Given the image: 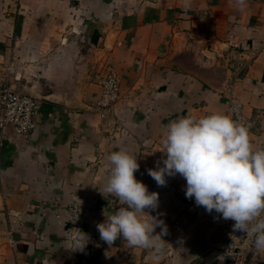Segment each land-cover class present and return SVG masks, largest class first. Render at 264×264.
I'll return each instance as SVG.
<instances>
[{"label":"crops","instance_id":"obj_1","mask_svg":"<svg viewBox=\"0 0 264 264\" xmlns=\"http://www.w3.org/2000/svg\"><path fill=\"white\" fill-rule=\"evenodd\" d=\"M7 86L39 109L0 128V264H264V0H0Z\"/></svg>","mask_w":264,"mask_h":264},{"label":"built area","instance_id":"obj_2","mask_svg":"<svg viewBox=\"0 0 264 264\" xmlns=\"http://www.w3.org/2000/svg\"><path fill=\"white\" fill-rule=\"evenodd\" d=\"M102 66V70L96 74L94 81L101 88L100 99L97 103L98 109L105 112L109 111L119 100L120 81L116 71L105 70V65ZM38 109V102L33 97L7 86L0 92V128L4 130L5 127L11 126L17 136L26 137L36 127L35 116ZM228 120L235 138L241 142L248 138L257 125L255 120L245 116L243 105L235 99L229 102ZM169 181L170 179H166L163 186L168 187ZM257 226L264 229V214Z\"/></svg>","mask_w":264,"mask_h":264},{"label":"rangeland","instance_id":"obj_3","mask_svg":"<svg viewBox=\"0 0 264 264\" xmlns=\"http://www.w3.org/2000/svg\"><path fill=\"white\" fill-rule=\"evenodd\" d=\"M255 194H258V192L256 191ZM263 194H264V191L260 190V195L259 196H262ZM197 207L201 208V204H198ZM260 218H259V220H260ZM62 264H89V263H85V262L83 263L78 255H73V256L72 255H68L66 257V259L63 260Z\"/></svg>","mask_w":264,"mask_h":264},{"label":"water","instance_id":"obj_4","mask_svg":"<svg viewBox=\"0 0 264 264\" xmlns=\"http://www.w3.org/2000/svg\"><path fill=\"white\" fill-rule=\"evenodd\" d=\"M227 264H229V262H226Z\"/></svg>","mask_w":264,"mask_h":264}]
</instances>
